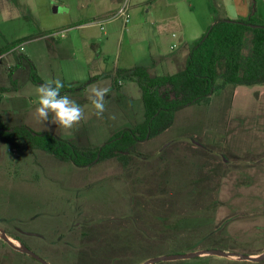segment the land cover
Listing matches in <instances>:
<instances>
[{
    "label": "rangeland",
    "instance_id": "obj_1",
    "mask_svg": "<svg viewBox=\"0 0 264 264\" xmlns=\"http://www.w3.org/2000/svg\"><path fill=\"white\" fill-rule=\"evenodd\" d=\"M94 3L0 0V47L19 33L29 38L0 63V114L6 126L27 125L83 148H97L144 121L140 87L127 80L114 89L111 81L89 83L69 95L78 103L89 100L92 88L110 89L103 116L84 104L82 119L72 129L36 116L32 101L40 85L31 81L27 59L44 83L61 80L79 87L94 75L117 69L114 54L120 37V67L123 57L133 48L137 51L140 34L127 35L123 28H115L108 46L99 38L111 35L113 28H57L64 16L86 22L83 13ZM63 4L71 7L68 15L62 14ZM20 11L21 18L10 19V12L17 16ZM14 20L20 23L13 25ZM202 29L184 28L190 47ZM87 31L96 40L84 46ZM179 39L167 40L163 53H182ZM0 229L49 264H143L188 250L262 248L264 85H228L210 103L177 111L172 126L138 143L125 163L112 159L79 168L44 151L13 150L0 141ZM232 234L242 242L237 236L233 242ZM168 262L156 264H173ZM0 264L41 263L14 250L0 234Z\"/></svg>",
    "mask_w": 264,
    "mask_h": 264
},
{
    "label": "trees",
    "instance_id": "obj_2",
    "mask_svg": "<svg viewBox=\"0 0 264 264\" xmlns=\"http://www.w3.org/2000/svg\"><path fill=\"white\" fill-rule=\"evenodd\" d=\"M27 40L28 37L21 38L0 47V63L5 54ZM26 61L31 81L43 84L32 62ZM108 77L113 79V88H119L121 80L137 82L144 105L142 123L118 131L102 146L83 148L53 132L35 131L27 125L8 127L0 114V141L13 150L44 151L79 168L93 167L112 159L125 163L138 143L158 137L169 129L177 111L210 103L213 96L228 85H264V20L253 16L247 20L216 19L191 47L185 68L177 73L152 76L140 66L118 69L114 76L103 73L79 87L64 83L62 93L76 94L89 83ZM0 91H4L3 88Z\"/></svg>",
    "mask_w": 264,
    "mask_h": 264
},
{
    "label": "crops",
    "instance_id": "obj_3",
    "mask_svg": "<svg viewBox=\"0 0 264 264\" xmlns=\"http://www.w3.org/2000/svg\"><path fill=\"white\" fill-rule=\"evenodd\" d=\"M125 1L126 0H95L93 6L83 13L85 15L83 20H87L86 22L82 23V21H78L77 19L72 20L70 17L64 16L67 18L62 17V21L57 27L78 28V30L83 28H104V26L107 28H113L111 35L107 33L105 34V38H99L101 43L107 46L113 41V37L116 35V33L113 32L115 28H123V33L127 35L129 32L139 33L140 37L138 41L140 42V45L136 52H134L133 48L129 54L123 57L122 68L120 67L122 58V38L120 37L118 43L119 51H116L114 54L115 58L118 60V67L115 71L103 72L110 76H114L118 69H132L138 66L146 68L152 76H156L159 75L158 72L160 69L163 71H169L176 66L179 67L182 64H185L191 47L189 46V37L185 34L184 28H206L200 30V35L196 36L194 39L196 42V40H199L203 36L216 19L226 18L229 20H247L253 16V18L257 20H264V0H129L131 17L129 22H127L124 17H115ZM63 8L65 10H63L62 14L64 13L65 15H68L71 11V7L63 4ZM196 8L204 10L206 14L203 13L202 16L196 14ZM57 13H59V11ZM9 15L10 19L21 18V11L17 16L14 12H10ZM2 22L6 21L4 20ZM13 22V25L20 23H15V20ZM22 34L23 33H19L12 37L11 42L26 38L25 36H22ZM179 37L180 44L184 46L182 53H163L162 49L165 46V42L169 39ZM85 39L87 41L84 43V46L85 44L90 45L93 40H96V37L91 31H87ZM176 47L177 45L173 44L171 49L174 50ZM4 58L5 57H3L2 61ZM140 60H148V64L142 65V63H139ZM174 73H164V75ZM102 81H111V89H114L112 77L105 78ZM72 83L79 84L78 81ZM78 104L82 107L84 104L91 105L89 100L78 102ZM257 170L258 169H255L254 171ZM250 205L252 209L261 207L258 204ZM255 220L256 218L252 219V222ZM232 223H235V221ZM241 223L242 222L239 224ZM236 236L237 235L232 234L231 240H234L233 242L238 241V243L242 242L239 236L236 238L237 241L232 239V237ZM213 249L227 253L244 254L257 258L264 253V243L262 248L248 252L239 251V249L225 250L221 247H215ZM204 250L210 249L188 250L177 254H189ZM169 262L173 264H264V261L252 262L242 260L239 257H224L213 254H202L192 259Z\"/></svg>",
    "mask_w": 264,
    "mask_h": 264
},
{
    "label": "clouds",
    "instance_id": "obj_4",
    "mask_svg": "<svg viewBox=\"0 0 264 264\" xmlns=\"http://www.w3.org/2000/svg\"><path fill=\"white\" fill-rule=\"evenodd\" d=\"M65 87L61 80L49 81L37 88V94L32 101L35 105L36 116L44 121L51 122L64 129H72L82 119L80 105L72 100L67 93H62ZM110 92L109 88H92L90 103L95 109V114L102 117L105 111V97Z\"/></svg>",
    "mask_w": 264,
    "mask_h": 264
},
{
    "label": "water",
    "instance_id": "obj_5",
    "mask_svg": "<svg viewBox=\"0 0 264 264\" xmlns=\"http://www.w3.org/2000/svg\"><path fill=\"white\" fill-rule=\"evenodd\" d=\"M252 27H256L255 25H252ZM0 234L2 239L14 250L21 252L23 254H27L31 256L33 259L38 261L41 264H49L46 260H44L42 257H40L38 254L30 250L28 247L24 246H18L13 243L12 239H10L7 235L6 232L2 229H0ZM202 254H213V255H219V256H224V257H239L242 260L246 261H252V262H262L264 261V253L257 257L253 258L244 254H238V253H227L223 252L217 249H210V250H204V251H198V252H193L189 254H175V255H167V256H162V257H157V258H152L144 262L143 264H156L160 262H168V261H180V260H186V259H192L195 258L199 255Z\"/></svg>",
    "mask_w": 264,
    "mask_h": 264
},
{
    "label": "built area",
    "instance_id": "obj_6",
    "mask_svg": "<svg viewBox=\"0 0 264 264\" xmlns=\"http://www.w3.org/2000/svg\"><path fill=\"white\" fill-rule=\"evenodd\" d=\"M115 17H124L127 22L130 20V10H129V0H126L125 3L121 6ZM22 48V44L19 46ZM18 47V48H19Z\"/></svg>",
    "mask_w": 264,
    "mask_h": 264
}]
</instances>
